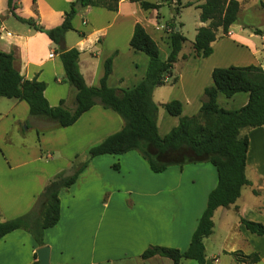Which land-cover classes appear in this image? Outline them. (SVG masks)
Returning <instances> with one entry per match:
<instances>
[{
  "label": "crops",
  "instance_id": "0c3cea01",
  "mask_svg": "<svg viewBox=\"0 0 264 264\" xmlns=\"http://www.w3.org/2000/svg\"><path fill=\"white\" fill-rule=\"evenodd\" d=\"M15 1V14L34 18L43 29L61 24L64 13L72 3H77L76 0ZM150 1L159 4V9L143 10L135 0H119L116 11L92 6H81L77 10L71 20L73 30L66 32L63 48L79 50L78 66L87 85L99 84L104 61L110 56H113L111 73L106 80L109 87L129 89L143 79L148 56L129 44L136 23L142 25L157 43L162 60L170 52L169 31L165 29L167 21L172 20L181 32V13L192 7L197 11L193 36L198 27L206 25L199 20L197 7L204 0H181L182 4L190 2L191 5L181 7L177 15H174L176 0H171L170 4L165 0ZM164 7H168L166 16L163 15ZM250 28L247 32L242 25L233 23L227 35L212 42V53L206 58L194 57L193 40L188 42L186 38L177 56L187 63L186 69L178 75L172 69V77L177 80L171 90L163 89L169 83L171 77H168L164 85L155 87L152 92V100L158 106L156 124L160 136L178 123V117L160 112V108L164 109L161 105L176 99L182 104V116L196 114L203 99V89L212 84L213 68L253 64L264 70V31L255 33L258 29ZM221 38H228L234 54L226 51ZM187 42L189 50L183 52ZM57 48L44 32L17 20L9 11L7 0H0V51L13 52L14 66L24 78H37L46 84L44 96L50 106L64 100L66 107L72 109L74 89L64 80ZM168 94H172L171 97H167ZM216 99L220 107L234 110L246 104L248 94L238 92L226 97L218 93ZM122 125V119L115 112L94 105L72 125L57 127L29 115L25 101L0 97V218L9 220L28 213L49 178L68 169L76 154L118 131ZM29 130L35 133L36 140L32 143L24 139V133ZM247 136L246 177L250 183L246 186L252 188L254 200L251 206L235 202L214 211L213 231L204 238L205 264H238L230 254L236 250L245 254L257 252L260 260L254 264H264V252L260 249L264 235L249 232L238 221L240 215L264 224V126L247 130ZM120 155L123 157L118 158L121 162L137 158L130 151ZM103 157L92 158L75 183L59 191V220L43 233V245L50 248V264H172L171 259L158 255L143 259L141 253L150 245L187 249L206 207L208 194L216 186V170L203 168L208 169V176L200 186L202 194L195 196L190 190V196L170 202L163 188L144 186L143 190H137L124 184L123 189L115 190L121 186L115 181L105 185L100 164L106 159ZM124 166L127 167L126 163ZM91 171L95 172V182L85 180ZM115 191L123 193L115 194ZM216 222L223 226V235L216 247L208 252L206 242L215 234ZM39 247L30 232L16 229L0 239V264H33ZM191 261L194 260L183 259L181 264H192Z\"/></svg>",
  "mask_w": 264,
  "mask_h": 264
},
{
  "label": "trees",
  "instance_id": "16d2710c",
  "mask_svg": "<svg viewBox=\"0 0 264 264\" xmlns=\"http://www.w3.org/2000/svg\"><path fill=\"white\" fill-rule=\"evenodd\" d=\"M76 1L82 7H101L116 11L119 0ZM135 1L143 10H158L160 7L150 0ZM165 2L170 4L171 0ZM74 4L64 13L61 24L43 29L34 18L16 15V1L7 0L9 11L17 20L36 31L44 32L57 45L64 80L74 89V107L67 108L64 100H60L56 106H50L44 96L46 84L37 78H24L14 66L13 52L0 51V97L25 101L29 115L48 119L57 127L72 125L94 105L115 112L122 119L123 125L118 131L90 146L83 155L76 154L69 171H60L49 178L28 213L9 220L0 218V239L16 229H23L30 232L37 244L42 246L44 230L54 226L60 217L59 191L74 184L92 158L137 150L153 173H161L171 165L182 167L195 162H209L214 166L217 183L208 194L206 207L187 249L181 251L174 247L150 245L141 253L143 259L158 255L171 259L172 264H181L183 259L205 264L204 238L213 231L214 211L218 207L234 204L242 188L250 183L246 177L247 130L264 126V70L253 64L213 68L212 84L203 89V99L196 114L182 116V104L176 99L161 105L169 115L178 117V123L167 134L160 136L156 124L158 106L152 100V92L155 87L164 85L168 77H171L169 83L176 82L177 78L172 77V69L186 37L176 29L172 20L167 21L165 29L169 31L170 52L162 60L157 43L142 25L136 23L129 44L134 50L148 56L143 79L129 89L109 87L106 80L111 73L113 56H110L104 61L99 84L89 86L79 70V50L75 47L63 48L66 32L73 30L71 20L77 12ZM189 5L190 2L182 4L181 0H176L174 15L179 13L181 7ZM197 7L200 10L199 20L206 25L196 29L191 45L194 57L206 58L212 53V42L219 36L227 35L230 26L236 21L240 5L237 0H204ZM255 33L260 31L255 30ZM238 92L248 94V100L242 107L229 110L218 105V93L231 97ZM113 166L117 168V165ZM238 221L249 232L264 235V224L240 215ZM230 254L238 264H254L260 260L257 252L245 254L236 250ZM33 264L39 263L35 260Z\"/></svg>",
  "mask_w": 264,
  "mask_h": 264
},
{
  "label": "rangeland",
  "instance_id": "374dc122",
  "mask_svg": "<svg viewBox=\"0 0 264 264\" xmlns=\"http://www.w3.org/2000/svg\"><path fill=\"white\" fill-rule=\"evenodd\" d=\"M195 1V0H191ZM241 3V10H239L238 16L235 24H240L244 27V29L249 32L250 27H254L258 29L260 32L264 31V0H238ZM168 7L163 8V15L166 16ZM197 15V11L194 10L192 7L184 9L181 13V32L186 36L188 42L189 40H193L194 38V22L195 16ZM221 35V32L218 33ZM228 34V33H227ZM221 37V36H220ZM228 38H221L224 41V46L226 45V51L234 54L235 50H233L230 46L231 42L227 40ZM185 43L183 47V52L189 50V43ZM230 43V44H228ZM229 47L232 50H229ZM224 52V49H222ZM187 63L182 61L181 58H178L173 66V72L175 75H178L181 71H184L187 67ZM171 79L168 80L170 82ZM174 84L168 83L163 88L164 90H171V87ZM168 94L167 97H171ZM166 96V95H165ZM166 98V97H165ZM5 100L4 97H2ZM169 99V98H167ZM160 112H165L164 109L160 108ZM44 119V118H42ZM46 124H51L53 122L49 121L48 119H44ZM45 126V125H42ZM23 129H27L23 126ZM18 135V133H17ZM60 137L62 135H59ZM16 137V134H15ZM63 137V136H62ZM20 140V138H18ZM25 141H33L36 140L35 133L33 130H29L27 133H24ZM64 153L67 150L63 149ZM129 152V151H128ZM136 154L137 158L135 160H124V162L119 161L118 158L123 159L120 157V154H107L102 155L104 156L103 159L100 161V164L103 168L104 173V184L107 185V182L115 181L119 183L121 186L120 188L115 187L114 189H123L124 184H129L135 187L137 190H143L144 186H149L154 188H163V193L169 197V201H180L184 197L190 196L191 192L195 193V196L202 194V189L200 190V186L204 182V180L208 176V169L215 170L211 163H189L184 165L183 167H179L178 165L170 166L165 171L161 173H153L149 170L146 161L140 156L137 150H131ZM83 155V152L80 153ZM108 158V159H107ZM73 161V160H72ZM72 163V162H71ZM126 163L127 167L124 166ZM205 164V165H203ZM113 165H117V168ZM144 166L142 168L141 166ZM207 166V167H204ZM208 168V169H203ZM69 169V167H68ZM67 168H64L60 171H69ZM106 173V174H105ZM86 181H96L95 172L91 171L90 174L87 173L85 177ZM108 188V187H107ZM106 188V189H107ZM252 188L250 186H244L241 191V196L236 201L235 204L239 205H248L251 206L254 198L252 197ZM263 190L260 191V201L263 199ZM115 194H122L123 192H114ZM252 201V202H251ZM185 204V202H184ZM186 206V205H185ZM221 224L216 222V231L215 234L210 238L209 241L206 242L207 251L210 252L211 248L216 247L217 242L222 238L223 231H222ZM260 249L264 252V241H260ZM192 264H197L195 261H191Z\"/></svg>",
  "mask_w": 264,
  "mask_h": 264
},
{
  "label": "water",
  "instance_id": "95a60500",
  "mask_svg": "<svg viewBox=\"0 0 264 264\" xmlns=\"http://www.w3.org/2000/svg\"><path fill=\"white\" fill-rule=\"evenodd\" d=\"M81 3L77 2L74 6L76 10H78L81 7ZM36 254V260L39 264H50L49 258H50V248L47 245L40 246L35 251Z\"/></svg>",
  "mask_w": 264,
  "mask_h": 264
}]
</instances>
